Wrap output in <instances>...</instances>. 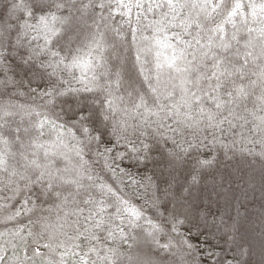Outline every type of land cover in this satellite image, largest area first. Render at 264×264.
Here are the masks:
<instances>
[{"label":"snow or ice","instance_id":"1","mask_svg":"<svg viewBox=\"0 0 264 264\" xmlns=\"http://www.w3.org/2000/svg\"><path fill=\"white\" fill-rule=\"evenodd\" d=\"M129 34L141 79L125 96L105 53ZM163 129L192 137L187 148L168 137L169 188L209 136L260 157L264 187V0H11L0 12V264H250L255 238L235 221L220 220L230 249L205 250L180 231L186 201L161 211L155 194L138 206L125 192L143 199L153 182L117 160L150 159L146 141ZM105 130L124 154L100 150ZM94 147L109 179L86 159ZM258 243L264 264V217Z\"/></svg>","mask_w":264,"mask_h":264},{"label":"trees","instance_id":"2","mask_svg":"<svg viewBox=\"0 0 264 264\" xmlns=\"http://www.w3.org/2000/svg\"><path fill=\"white\" fill-rule=\"evenodd\" d=\"M10 4L11 0H0V12L4 11L5 5L10 6ZM125 31L127 30L125 29ZM68 35L71 34L69 33ZM24 51L21 50V54ZM118 51L121 53L119 59L117 58ZM105 56L108 67L111 70L110 79L115 80V73L118 71L122 72L123 79L119 94L126 96L127 92L131 91L130 85L133 82L139 86L141 77L135 67V47L130 34L127 35V40L122 48H118L115 51L109 49ZM12 63L14 65L20 63L19 54L15 55ZM26 68V65L20 67V74L17 76V79H23L25 84L30 78L25 74ZM99 71L104 70L100 69ZM38 85L43 87V82L33 80L31 87L37 88ZM76 86L79 87V85ZM80 95L92 97L94 94L81 93ZM61 107L66 106L61 105ZM57 111H59V107ZM162 131L164 135L157 138L158 142L151 137L146 141L153 144L150 159L137 161L126 156L123 160H117V164H119L121 169L131 171L137 179L143 180L146 176L152 178L153 184L147 191H145L144 187H138V195L142 196L143 199H139L137 195H134L131 189L126 188L125 192L132 197L138 206L143 205L144 200H150L155 194L161 200V211H164L165 208L171 210L176 206V197L180 198V203H185L186 201L185 208L179 209V211L187 212L188 222L180 231L186 233L188 229H191L192 242L204 246L205 250L219 252L221 249H230L232 247L231 241L225 243V239L221 238L224 236V232L222 226H220V220L223 218L229 224L235 221L241 233L250 234L255 238L251 256H246L244 259L250 260V264H260L261 256L258 239L262 228V217H264V187H262L260 176V157L241 153L238 150H228L220 144H212L210 143L211 136H209L197 149L190 151L184 157V161L180 164L176 174L179 183L173 184L169 188L164 181L169 179L168 173L170 171L166 167L167 152L176 148V145L172 143V139L187 148L188 145L185 141L192 140V137L185 134L182 138L181 135L174 134L166 129ZM168 137L172 139H168ZM103 139L104 145L101 146V151L104 146H107L113 148V155L124 154L125 146L123 142L119 144L115 142L112 144L108 143L112 138L108 135L107 130L104 131ZM193 142L199 143V141ZM227 142L225 141V143ZM241 147H251V145H237V149ZM176 150L179 151V149ZM259 150V146H257L255 152H259ZM94 152L95 147L86 159H89L90 163L97 161L93 165L96 171L104 176L105 179H109L110 174L103 168V159L96 157ZM197 159L211 160L212 163L201 167L197 163ZM193 175L197 176V182L195 183L192 182ZM143 182L144 184L148 183L147 180ZM165 189L172 195L166 196ZM37 202L39 203L40 201ZM44 206L47 207L48 205L45 204ZM147 215L154 218L152 210H148ZM229 215L233 220H228ZM141 224L147 227L144 221H141ZM29 243H31L30 238Z\"/></svg>","mask_w":264,"mask_h":264},{"label":"rangeland","instance_id":"3","mask_svg":"<svg viewBox=\"0 0 264 264\" xmlns=\"http://www.w3.org/2000/svg\"><path fill=\"white\" fill-rule=\"evenodd\" d=\"M254 256V255H253Z\"/></svg>","mask_w":264,"mask_h":264}]
</instances>
